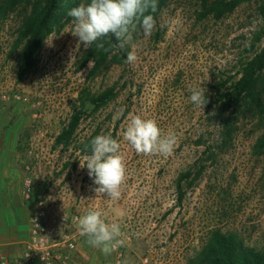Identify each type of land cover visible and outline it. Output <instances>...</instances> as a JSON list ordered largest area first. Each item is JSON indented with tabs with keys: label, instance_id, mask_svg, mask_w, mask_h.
<instances>
[{
	"label": "rangeland",
	"instance_id": "rangeland-1",
	"mask_svg": "<svg viewBox=\"0 0 264 264\" xmlns=\"http://www.w3.org/2000/svg\"><path fill=\"white\" fill-rule=\"evenodd\" d=\"M37 1L21 0L10 11L7 0H0V132L7 143H18L24 166L38 163L50 171L53 159L31 152H81L86 136L99 128L121 144L127 168L121 196H128L136 213L123 231L125 264L146 259L205 264L204 252L217 232L263 251L264 72L255 100L243 98L225 112L218 103L264 47V36L256 39L264 27L263 0L244 2L219 20L208 13L214 0H156L162 7L153 16L152 35L145 38L141 22L135 21L131 41L116 53L121 58L135 51L137 60L119 64L110 59L96 72L93 62L84 64L88 49L77 48L78 37L66 32L72 19L68 12L88 3L77 0L21 80L20 34ZM196 87L205 88L203 109L189 99ZM110 89L112 97L102 108L89 101L84 106L86 99ZM76 111L83 116L74 142L58 145V135ZM130 114L155 119L162 134L174 132L173 151L137 154L123 140ZM74 170L71 166L69 179ZM82 172L89 176L86 167ZM60 176L53 174L55 180ZM152 222H157L154 230ZM67 225L65 231L72 234L71 222ZM87 239H77L71 264L113 263L112 253L104 255Z\"/></svg>",
	"mask_w": 264,
	"mask_h": 264
},
{
	"label": "clouds",
	"instance_id": "clouds-1",
	"mask_svg": "<svg viewBox=\"0 0 264 264\" xmlns=\"http://www.w3.org/2000/svg\"><path fill=\"white\" fill-rule=\"evenodd\" d=\"M156 8V0H89L87 4L81 3L68 12L72 19L70 30L66 32L78 37L77 48L81 44L84 49L95 45L97 50L107 52L109 49L105 46V38L115 37L123 49L132 39L130 29H135V21L141 22L145 38L152 35L156 21L153 15L145 13L149 9L154 12ZM136 60L135 51H129L126 62L134 63ZM190 91V101L203 109L207 103L205 88L196 87ZM123 140L137 154L167 156L173 151L177 138L174 132L162 134L155 119L130 114ZM90 146L91 154L83 157L84 162L80 163V167H86L89 177L94 178V184L97 185L94 191L98 197L106 193L109 199L119 200L122 186L127 180L121 144L109 133L95 136ZM77 221L80 235L86 236L87 243L104 255H110L126 242L122 238L120 224L106 222L104 213L99 209L89 210Z\"/></svg>",
	"mask_w": 264,
	"mask_h": 264
},
{
	"label": "trees",
	"instance_id": "trees-1",
	"mask_svg": "<svg viewBox=\"0 0 264 264\" xmlns=\"http://www.w3.org/2000/svg\"><path fill=\"white\" fill-rule=\"evenodd\" d=\"M65 1H37L31 15L27 18L20 34V41L23 42L18 70L21 80L36 66V56L41 50L43 43L52 33L63 27L66 12L77 2V0H69L68 7L65 8ZM87 1L89 2V0ZM250 1L252 0H214L210 3L208 13H212L215 19L219 20L235 11L240 4ZM7 3L8 9L13 11L21 3V0H7ZM161 7L162 3L157 4L154 12L149 9L145 15L151 14L156 17L161 11ZM260 12L264 22V0L260 6ZM262 36H264V27L256 39L260 40ZM105 40V46L109 51L97 50L95 45H92L85 53L84 64L93 62V72H96L110 59H112L113 63L119 64L126 59V56L119 58V55L116 54L118 50H122L119 47L120 41H117L115 37L105 38ZM253 47L251 46L250 49H253ZM263 72L264 47L247 63L241 72V77L232 83L230 89L219 95L218 103L221 111H228L243 98L255 100ZM112 91L110 89L97 97L86 99L84 106L87 104L86 101H89L97 110L102 108L111 99ZM82 116L83 113L81 111L75 112L69 124L58 135L56 139L58 145L63 144L65 147H69L74 142ZM97 135H100L99 128L86 136L83 143H81L84 147L81 153L91 154V140ZM204 260L205 264H264V250L258 251L255 248L245 246L235 236L217 232L213 234L210 244L204 252Z\"/></svg>",
	"mask_w": 264,
	"mask_h": 264
},
{
	"label": "built area",
	"instance_id": "built-area-1",
	"mask_svg": "<svg viewBox=\"0 0 264 264\" xmlns=\"http://www.w3.org/2000/svg\"><path fill=\"white\" fill-rule=\"evenodd\" d=\"M16 100L21 102L23 98L17 96ZM76 153L82 157L88 155L66 150L51 154L42 151L40 153L31 152L33 157L36 158H40L42 155L50 156L53 159V164L47 176L51 179L53 174L57 173L61 175V178L57 188L53 191L48 193L39 192V184L44 180L41 166L32 162L25 164L22 196L32 204V211L29 238L24 242V251L18 264H71L77 248L78 235L68 233L64 227L68 226L69 222L71 224L72 222L78 223L77 218L80 217L78 213L73 212L71 203L75 180L73 177L68 178L71 166L74 170L76 161L74 154ZM81 196L90 200L94 198L95 192L90 183H83ZM125 245L112 252L114 255L112 264H125ZM0 264L8 263L0 260ZM144 264H157V262L146 259Z\"/></svg>",
	"mask_w": 264,
	"mask_h": 264
},
{
	"label": "crops",
	"instance_id": "crops-1",
	"mask_svg": "<svg viewBox=\"0 0 264 264\" xmlns=\"http://www.w3.org/2000/svg\"><path fill=\"white\" fill-rule=\"evenodd\" d=\"M74 157L77 163L72 174L75 180L74 195L71 199L73 212L83 216L91 209H99L104 213L107 222L113 221L120 224L124 235L126 223H130V219L134 218V214L136 215L128 205V196L123 195L124 199L121 196L122 200H111L106 193L98 197L94 191L93 199L83 198L81 190L84 182L92 183L94 188L97 185L94 184V178L82 172L83 168L80 167V163L84 162L83 157L78 153L74 154ZM25 160L22 159L18 143L14 145L7 143L6 136L0 132V260L8 264L19 263L24 251V242L29 238L32 204L22 196ZM43 173L44 180L39 184L38 190L48 193L57 188L59 180L50 179L47 176L49 171L43 170ZM48 186H50L49 190ZM71 227L73 234H77L78 238L82 237L78 230V223L72 222ZM155 227H157V222L156 224L152 222V230Z\"/></svg>",
	"mask_w": 264,
	"mask_h": 264
}]
</instances>
